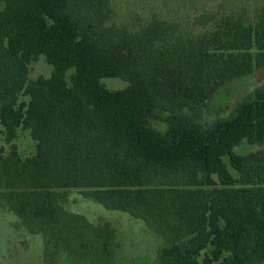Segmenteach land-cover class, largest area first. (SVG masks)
I'll return each instance as SVG.
<instances>
[{
	"label": "trees",
	"instance_id": "16d2710c",
	"mask_svg": "<svg viewBox=\"0 0 264 264\" xmlns=\"http://www.w3.org/2000/svg\"><path fill=\"white\" fill-rule=\"evenodd\" d=\"M114 12V0L0 1V122L9 142L21 126L36 141L32 156L1 150L0 206L43 233L44 264H120L113 225L64 207L71 188L142 218L164 240L155 264H264V149L235 151L264 142V80L206 118L222 86L264 68V8L248 23L155 13L137 32ZM41 55L53 72L30 78Z\"/></svg>",
	"mask_w": 264,
	"mask_h": 264
},
{
	"label": "rangeland",
	"instance_id": "374dc122",
	"mask_svg": "<svg viewBox=\"0 0 264 264\" xmlns=\"http://www.w3.org/2000/svg\"><path fill=\"white\" fill-rule=\"evenodd\" d=\"M114 4L115 12L110 23L127 26L131 32L139 31L142 24L155 13L202 15L210 12L211 17H216V21L224 16L232 15L235 19L248 23L255 21L256 13L264 8V0H198L194 6H188L184 1L179 0H114ZM29 68L30 78L36 79L40 76H51L54 66L44 55H41L30 64ZM263 80L264 68L253 75L225 84L210 102L206 118L217 117L218 113L224 116L229 115L239 101L253 96L255 88ZM103 81L110 89H122L127 86V82L120 78H105ZM28 100V95H21V101ZM160 127L165 129L164 125ZM12 143L18 146L22 157L32 156L36 152V141L28 128L19 127L17 136L9 142L5 128L0 122V153L2 149L8 153ZM261 148L264 149V142L260 145L243 141L235 148V151L242 154ZM226 161L232 172L236 174L228 157ZM67 193V198L63 202L66 209L85 215L96 225L107 222L113 225L121 245L120 264L156 263L158 250L164 240L142 218L134 217L122 210L109 209L100 202L84 196L79 188L67 189ZM22 222L7 205L0 206V264H44L43 233L30 231ZM204 255L203 252L200 259H203ZM60 264L80 263L74 262L73 258L68 259L63 256Z\"/></svg>",
	"mask_w": 264,
	"mask_h": 264
}]
</instances>
